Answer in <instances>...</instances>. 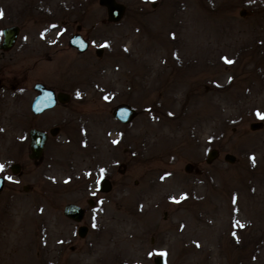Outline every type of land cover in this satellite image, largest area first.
Instances as JSON below:
<instances>
[{"label": "rangeland", "instance_id": "1", "mask_svg": "<svg viewBox=\"0 0 264 264\" xmlns=\"http://www.w3.org/2000/svg\"><path fill=\"white\" fill-rule=\"evenodd\" d=\"M116 1L113 23L97 0H0L19 27L0 53V264H264V0ZM36 81L68 101L32 115ZM52 126L29 160L28 129Z\"/></svg>", "mask_w": 264, "mask_h": 264}, {"label": "water", "instance_id": "2", "mask_svg": "<svg viewBox=\"0 0 264 264\" xmlns=\"http://www.w3.org/2000/svg\"><path fill=\"white\" fill-rule=\"evenodd\" d=\"M98 5L102 6L105 9L106 21L108 22H117L121 19L124 5L116 0H97ZM152 3L151 6H153ZM244 11L240 10L238 15H243ZM78 30L79 27H76ZM19 32V28L17 25H8L1 28V41H0V51H6L12 47L14 44L17 35ZM67 45L71 48H74L78 52H83L87 48V42L82 38V36L77 32L69 36L67 39ZM102 52V48H96L94 50V54L96 56H100ZM32 89L36 92L33 99L30 102V112L33 115L40 114L41 112L48 110L56 105V103H66L69 99V95L65 92L58 91L54 92L52 89L46 87L41 82H34L32 84ZM112 117L118 121L119 123H127L134 115V109L126 104H121L115 106L111 110ZM260 127V123L257 121L250 122L248 128L250 130H257ZM58 131L57 126L50 127L48 129V134L50 136L56 135ZM47 133L36 129L29 128L27 131L28 135V153L27 158L30 160H38L42 155V150L44 147L45 140L47 138ZM216 155V151L211 149L207 152L206 161H210ZM223 160L227 163H233L234 155L231 153H225L222 156ZM10 172L15 174L19 170V164L12 163L9 165ZM184 171L189 169V165H184ZM3 186V177L0 176V190ZM111 184L110 181L101 177L97 182V190L99 192H108L110 190ZM87 204L89 206L92 205V200L88 199ZM62 214L66 218L79 223L83 217L84 210L82 207L75 203H65L62 207ZM86 233V226L80 224L76 227V234L78 237H83ZM153 264H164L162 257L159 255H155L152 258Z\"/></svg>", "mask_w": 264, "mask_h": 264}, {"label": "snow or ice", "instance_id": "3", "mask_svg": "<svg viewBox=\"0 0 264 264\" xmlns=\"http://www.w3.org/2000/svg\"><path fill=\"white\" fill-rule=\"evenodd\" d=\"M3 15V13L2 12H0V16H2ZM104 47H106L107 45H103ZM226 62L227 63H232V61H227L226 60ZM105 99H107V97H105ZM261 119H264V116H261ZM113 143H118V141H113ZM253 159V162H254V157L252 158ZM4 165L3 164H0V172H3L4 171ZM101 173L103 174V170H101ZM183 199H186V196H182L181 197V200H183ZM176 203H179L180 201L179 200H177V201H175ZM235 202V201H234ZM95 226V225H94ZM241 227H242V225H241ZM160 255H166V253H160Z\"/></svg>", "mask_w": 264, "mask_h": 264}, {"label": "flooded vegetation", "instance_id": "4", "mask_svg": "<svg viewBox=\"0 0 264 264\" xmlns=\"http://www.w3.org/2000/svg\"><path fill=\"white\" fill-rule=\"evenodd\" d=\"M76 27H79V26H76ZM80 30V27H79V29L77 30L76 29V32H78ZM79 33V32H78ZM66 42H67V40H66ZM69 47V46H68ZM71 48V47H70ZM11 48H9L8 50H6V51H9ZM72 49H74V48H72ZM87 49V48H86ZM75 50V49H74ZM86 51V50H85ZM2 52H5V51H0V53H2ZM36 82H39V81H36ZM42 83V82H41ZM44 84V83H43ZM45 85V84H44ZM46 86V85H45ZM46 87H48V86H46ZM48 88H50V89H52L51 87H48ZM55 93L56 92H58V91H55L54 89H52ZM49 129V128H48ZM88 199H91V198H87L86 199V204H87V200ZM92 200V199H91ZM92 204H93V201H92ZM88 205V204H87ZM89 206V205H88ZM84 210V209H83ZM83 216H84V214H83ZM82 225H84V224H82ZM84 226H86V225H84ZM86 231H87V226H86ZM76 232V231H75Z\"/></svg>", "mask_w": 264, "mask_h": 264}]
</instances>
